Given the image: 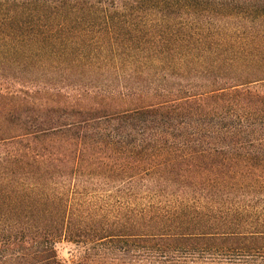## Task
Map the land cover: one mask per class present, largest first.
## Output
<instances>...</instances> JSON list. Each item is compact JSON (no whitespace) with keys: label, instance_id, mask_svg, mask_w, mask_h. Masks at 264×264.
I'll return each instance as SVG.
<instances>
[{"label":"trees","instance_id":"1","mask_svg":"<svg viewBox=\"0 0 264 264\" xmlns=\"http://www.w3.org/2000/svg\"><path fill=\"white\" fill-rule=\"evenodd\" d=\"M0 264H264V0H0Z\"/></svg>","mask_w":264,"mask_h":264},{"label":"rangeland","instance_id":"2","mask_svg":"<svg viewBox=\"0 0 264 264\" xmlns=\"http://www.w3.org/2000/svg\"><path fill=\"white\" fill-rule=\"evenodd\" d=\"M75 250L72 244L61 243L58 246V254L61 258L69 260L71 259V253Z\"/></svg>","mask_w":264,"mask_h":264}]
</instances>
